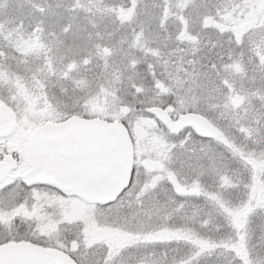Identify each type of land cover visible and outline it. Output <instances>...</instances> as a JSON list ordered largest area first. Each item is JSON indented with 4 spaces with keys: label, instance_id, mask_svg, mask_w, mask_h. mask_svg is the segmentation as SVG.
I'll return each instance as SVG.
<instances>
[{
    "label": "snow or ice",
    "instance_id": "snow-or-ice-1",
    "mask_svg": "<svg viewBox=\"0 0 264 264\" xmlns=\"http://www.w3.org/2000/svg\"><path fill=\"white\" fill-rule=\"evenodd\" d=\"M25 2L33 15L27 27L24 19L0 21V85H6L14 95L27 98L39 90L44 99H51L49 84L55 80L71 84L74 90L86 86V94L80 98L79 106L83 107L114 90L120 75L136 71L137 61L132 57L122 61L123 68L119 67L116 55L120 50L104 42L98 31L97 39L89 33L83 46L73 48L70 41L76 32L71 16L53 27L47 20L53 8L48 0ZM131 2L135 5V0ZM213 8L214 11L204 6V11H200V5L192 0L191 4L181 5L178 15L181 29L176 40L184 41L193 13L201 30L211 29L216 35L217 40L211 42L207 52L197 43L192 58L181 57L169 75L160 71L161 64L155 59L145 58L147 76L128 77L127 88L133 102L120 100L121 107L128 105L122 122L127 124L133 107L139 105L135 114L152 118L155 139L152 150L140 162L133 163L128 181L119 191L110 198L84 199L45 182L20 177L0 182V208L15 210L11 224L19 239L52 244L63 253V264H199L200 256L207 251L204 242L189 237L188 252L174 246L173 240L178 244L185 239L181 235L183 229L171 230L165 225L151 207L153 200H169L172 206L179 203L182 208L189 197L182 195L186 189L181 185L198 179L201 169L214 164L218 154L223 156L220 148L235 154L239 143L264 152V143H260L264 140V0H220ZM78 10L93 15L117 11L93 0H71L68 11L78 14ZM132 11V7L127 12L120 7L119 18L127 20ZM167 12L165 6V18ZM138 28L132 30L130 47L144 44V29ZM189 39L198 41V35ZM149 51L163 61L164 67L168 66L160 52ZM172 51L182 53L183 49ZM94 68L100 72L94 73ZM249 71L253 75L249 76ZM177 72L180 78L174 80ZM245 78L251 81L247 87ZM150 93L151 97L163 96L164 101L156 103ZM119 94L116 90V96ZM253 101H259V107ZM216 112L227 115L228 122L222 123ZM193 113L216 134L181 124ZM223 172L221 169L218 174ZM41 188L49 189L47 202L38 194ZM81 206L82 211H73ZM251 211L249 205H244L232 213L237 230L245 229ZM4 224L0 213V241L8 242L13 239L12 228L5 229ZM165 232H170V236L161 238ZM244 240L245 235H239V242ZM250 257L249 252L236 264H252Z\"/></svg>",
    "mask_w": 264,
    "mask_h": 264
},
{
    "label": "trees",
    "instance_id": "trees-1",
    "mask_svg": "<svg viewBox=\"0 0 264 264\" xmlns=\"http://www.w3.org/2000/svg\"><path fill=\"white\" fill-rule=\"evenodd\" d=\"M94 3H103L106 7L117 9L116 13L91 12L78 10V14L70 13L68 6L71 0H48L53 6L52 12L47 17L48 22L55 27L56 22L64 23L70 16L73 19L74 32L76 35L70 43L75 48L77 45L83 46L88 34L92 33V38L97 39L96 33L99 32L104 42H110L120 51L116 55V63L123 68V60L132 57L137 61V68L134 73H123L120 81L114 84V90H109V94L96 99L92 103H86L80 107V98L86 94L87 88L74 90L71 84L57 82L53 80L49 84V96L51 99H44L39 90H34L27 98L14 95L6 85H0V103L8 105L13 110L19 112L20 118L34 124L45 122H63L70 118L93 119L100 118L109 121L122 122V117L127 115L125 108L120 106V100L133 102V97L127 88L128 77L133 79L137 76L144 78L147 73L144 69V60L153 59L161 64L160 71L165 75L172 74L173 68L184 59L192 58L194 46L199 45L204 52L209 50L211 42L216 41L217 37L211 29L201 30L200 22L192 14L189 28L190 30L180 42L175 39L180 31L178 15L181 13V5H188L192 0H135V5L131 0H93ZM220 0H195L200 5V11H204V6L214 11L213 5ZM226 2V0H224ZM57 5H60L57 7ZM167 7V17L164 16V7ZM123 7L125 12L129 7L133 8L131 16L122 21L119 18V8ZM187 15V13H185ZM24 19L25 26L33 19L30 6L25 0H0V21L9 23ZM161 21H164L161 26ZM93 24L96 27H93ZM142 26L144 29L143 46H129L132 39V30ZM191 35H198V41L189 39ZM179 47L183 52H173ZM153 49L160 52L168 66H163V61L159 57H154L149 51ZM171 54V59L169 58ZM182 70V69H181ZM94 73H99V68L93 69ZM253 75L249 71V76ZM259 77V74H256ZM179 73L173 75V79H179ZM251 83L245 78L244 87ZM116 90L119 96H116ZM156 103H162L164 97H151ZM259 107V101H254ZM139 105L133 107V114L128 118L126 127L131 134L138 128H149L144 120L149 116L136 115L135 112ZM264 111V109H261ZM222 123H227L229 117L221 116L219 112L214 113ZM139 143V140H137ZM135 139L134 147L138 144ZM264 143V140H260ZM239 152L231 154L223 148L215 158V163L201 169L202 174L198 179L190 180L187 184H182L186 189L182 195L189 199L183 202L180 208L179 203L172 206V202L165 199H154L151 207L156 209V214L161 217L165 225L170 226L171 230L177 227L183 229L181 235L185 239L180 243L173 240V245L189 251L188 238L199 239L204 242L207 251L200 256L199 264H236L249 252L251 253L252 264H264V152L259 149L246 147L244 144H236ZM136 149V148H135ZM244 155L240 156L239 153ZM223 169V174H218ZM41 198L47 202L46 193H39ZM250 197H252L250 201ZM244 205H249L252 211L246 218L244 230H237L233 223L232 213ZM179 209V211H177ZM13 209L0 208V213L4 215V228H12L13 239L8 242L0 241V246L11 242H24L31 245H40L44 248L53 250L59 257H64L63 253L52 244L45 245L43 242L33 243L28 240H21L15 234V228L11 224V214ZM75 211V209L73 210ZM168 217H171L169 220ZM170 232L161 234V238H168ZM245 235V240L240 243L239 235ZM50 240L53 238L49 237ZM56 241L53 240V244ZM237 244L238 248L232 245ZM194 247V245L192 246Z\"/></svg>",
    "mask_w": 264,
    "mask_h": 264
},
{
    "label": "flooded vegetation",
    "instance_id": "flooded-vegetation-1",
    "mask_svg": "<svg viewBox=\"0 0 264 264\" xmlns=\"http://www.w3.org/2000/svg\"><path fill=\"white\" fill-rule=\"evenodd\" d=\"M7 111V117L0 122V160L5 158L9 164V168L0 174V182L4 183L20 177L66 188L65 180L76 177L77 166L88 148L110 136L103 133L107 130L88 131L85 123L57 127L36 125L20 118L19 112L12 108ZM52 146L64 153V160L52 155ZM32 160L41 161L36 163L35 172H30ZM37 191L42 194L49 189Z\"/></svg>",
    "mask_w": 264,
    "mask_h": 264
},
{
    "label": "rangeland",
    "instance_id": "rangeland-1",
    "mask_svg": "<svg viewBox=\"0 0 264 264\" xmlns=\"http://www.w3.org/2000/svg\"><path fill=\"white\" fill-rule=\"evenodd\" d=\"M254 103V101H253ZM6 105L0 103V107H5ZM85 123V127L88 128V131H98L104 130L107 128H113V134H108L107 132H103L105 135H110L108 139L112 141V165L109 167L107 174L98 182L85 184L78 176L71 177L70 179H66L64 188L66 191L70 193H75L76 196L82 197L84 199H96V198H106L114 195L119 189L127 183L129 170L133 165V161L137 162L141 159L143 155H146L148 152L152 150V142L155 139V133L150 128H138L135 134L129 133L125 125L121 122H107L103 121L100 118L93 119H85V118H72L63 123H46L45 127H57L60 125L64 126H72L74 124ZM154 129V128H152ZM97 133V132H96ZM131 134V138H130ZM137 141V145L134 147V141ZM132 141V142H131ZM136 148V149H135ZM136 154H138L136 156ZM140 158V159H139ZM41 162V161H40ZM36 162L32 160L30 172L36 171ZM106 192V194H102ZM153 209V208H152ZM83 210V206L79 209H75L74 212H79ZM156 213V209H153ZM47 252H53L48 248H42Z\"/></svg>",
    "mask_w": 264,
    "mask_h": 264
},
{
    "label": "water",
    "instance_id": "water-1",
    "mask_svg": "<svg viewBox=\"0 0 264 264\" xmlns=\"http://www.w3.org/2000/svg\"><path fill=\"white\" fill-rule=\"evenodd\" d=\"M157 114H161L159 109H157ZM7 115V111H0V121L5 119ZM184 123L191 124L199 132L209 135L216 134V131L210 129L208 123L195 113L187 116L185 120L181 122V124ZM111 148L112 145L110 141H101L87 151L77 169L79 177L84 182H97L106 175L111 165ZM52 154L58 157V159L64 160V153L57 148L54 149L53 146ZM8 168L9 164L7 160L0 161V174L3 170ZM51 181L55 180L51 179ZM0 264H63V259L53 254L45 253L39 249L32 248L26 244L13 243L0 247Z\"/></svg>",
    "mask_w": 264,
    "mask_h": 264
}]
</instances>
